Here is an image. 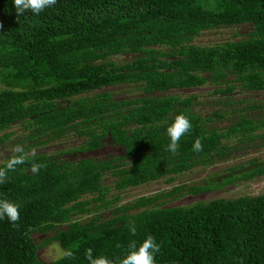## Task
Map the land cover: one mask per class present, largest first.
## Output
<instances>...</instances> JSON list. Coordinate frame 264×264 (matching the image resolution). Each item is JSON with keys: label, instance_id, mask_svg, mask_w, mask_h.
<instances>
[{"label": "trees", "instance_id": "16d2710c", "mask_svg": "<svg viewBox=\"0 0 264 264\" xmlns=\"http://www.w3.org/2000/svg\"><path fill=\"white\" fill-rule=\"evenodd\" d=\"M0 25V132L20 124L22 142L33 144H25L26 151L67 133L82 139L55 154L35 153L34 162L46 167L33 174L30 164L20 165L0 184V198L21 205L16 227L0 220V264H88L87 248L117 260L131 241L148 235L161 244L155 264H264V193L164 206L263 176L262 159L124 205L117 196L107 198L102 184L109 176L119 192L162 178L170 183L194 167L224 162L239 143L264 148V101L238 108L223 128H207L227 112L200 117L190 111L194 96L173 92L207 84L218 95L264 93V0H57L39 16L21 17L12 0H0ZM242 25L246 32L223 42L193 43L201 32ZM124 54L132 58L109 61ZM115 87L130 94L107 90ZM179 114L192 129L173 155L166 151V129ZM197 137L203 143L198 153L192 150ZM104 140L121 154L57 156L95 151ZM34 233L47 236L35 244ZM50 242L61 255L39 261L36 250ZM67 250L73 257L63 255Z\"/></svg>", "mask_w": 264, "mask_h": 264}, {"label": "rangeland", "instance_id": "374dc122", "mask_svg": "<svg viewBox=\"0 0 264 264\" xmlns=\"http://www.w3.org/2000/svg\"><path fill=\"white\" fill-rule=\"evenodd\" d=\"M247 26H237V27H221L214 30L201 32L196 38H194L193 43L197 45H211L214 43H220L225 40L231 39L234 33L241 34L246 32ZM132 58L131 54L117 55L110 57L109 61L118 64L127 61ZM103 90H106L105 88ZM115 96L122 97L128 96L130 93L127 92L126 87H115L112 89ZM212 86L202 85L200 87L185 89L179 91H173L180 97L184 96H194L191 101L192 106L190 111L194 114L205 117L209 116L212 112L226 111L227 115L225 118L219 121H213L207 124V128H223L229 124L230 120L236 118L237 109L253 105L255 103H262L264 101L263 92H237L233 91L226 95H218L211 92ZM127 92V93H126ZM126 93V95H125ZM172 93V92H171ZM226 102L227 104H223ZM251 116V113H250ZM26 131L20 124L14 123L10 125L7 129L0 132V138L6 136L5 140L0 143V163L5 159V157L11 155V149L17 144L24 146L33 145L29 142H22V138L25 136ZM82 142L80 137L73 135L72 133H67L59 139L49 140L42 145L31 146L29 151L35 150V153H45V154H55L59 151H65L78 146ZM235 140H230L229 144H234ZM236 147L237 152L235 154L221 163H216L209 167H194L188 172L176 175L172 182L164 183L163 179L157 181L149 182L132 188H125L119 192L112 189L113 178L105 176L102 184L108 189L105 193L107 198L117 196V205H124L131 203L135 198L139 196H152L166 192L171 186L177 184H199L203 180L211 178L216 180L223 174V170L228 166H232L249 158H257L264 160V148H257L254 145H250V148H244V144H238ZM121 154V149L114 147L108 141L104 140L101 146L92 152L87 153H68V154H57L61 159L67 160H77L81 158H94L98 160L105 159L110 156H119ZM216 175V176H213ZM264 193V175L254 178L253 180L247 182H237L230 185H225L218 190L198 195H183L175 200L166 203L164 206H187L197 201H208L214 198L230 199L242 195H259ZM101 217L106 218L109 216V211L105 210L100 213ZM47 235L32 234L31 239L33 243H42ZM61 250L56 243L50 242L48 244L42 245L36 250V257L39 261L44 263H49L57 259L61 255Z\"/></svg>", "mask_w": 264, "mask_h": 264}, {"label": "clouds", "instance_id": "9594fccd", "mask_svg": "<svg viewBox=\"0 0 264 264\" xmlns=\"http://www.w3.org/2000/svg\"><path fill=\"white\" fill-rule=\"evenodd\" d=\"M56 3L57 0H12L17 17L25 16V13L39 16L46 9L55 6ZM191 129L192 122L190 119L184 114L177 115L166 129V134L170 141L166 145V151L173 155L177 154L179 141ZM192 150L197 153L203 150V143L200 137L194 140ZM11 153L12 155L3 166H0V184H4L9 177V173L15 172L20 165L30 164V170L33 174H38L41 168L47 166L43 163L34 162L32 157L35 155V150L26 151L24 146L20 144L12 147ZM20 207L21 205L15 201L0 198V220L7 219L13 227H16L20 221ZM129 232L133 236L136 235L137 229L134 224L129 225ZM117 246L119 247V245ZM158 253H161V244L157 242L153 235H148L139 244L136 241H131L126 254L117 260L109 259L104 255L94 256L92 248H87L84 256L88 264H155V258ZM63 255L71 258L73 257V252L67 250Z\"/></svg>", "mask_w": 264, "mask_h": 264}]
</instances>
